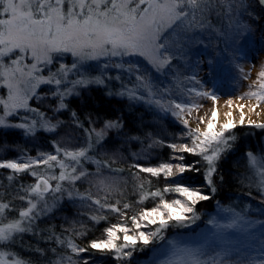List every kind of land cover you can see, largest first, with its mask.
Wrapping results in <instances>:
<instances>
[{
  "label": "snow or ice",
  "instance_id": "1",
  "mask_svg": "<svg viewBox=\"0 0 264 264\" xmlns=\"http://www.w3.org/2000/svg\"><path fill=\"white\" fill-rule=\"evenodd\" d=\"M264 6V0H258ZM223 0H0V81L8 89L7 98L0 99L3 106L0 115V129L15 128L22 130L25 137L35 138L40 133H57L61 122L52 123L46 114L39 108L29 107V100L36 96V89L41 84L54 85L49 94L58 101L55 111L59 112L67 108L65 99L68 96L78 95V89L89 84L105 83L101 76L87 77L79 72L80 67L89 60H99L101 57L112 60L126 57H140L157 73L170 68L177 55L183 56V41L190 40L189 33L210 27L207 23L208 16L214 12L218 4ZM245 0H227L224 14L231 17L234 13L245 10ZM232 28V25H229ZM237 29L243 33L245 26L237 25ZM171 33L175 39H168ZM225 40L232 39L230 33H220ZM71 54L73 63L69 68L60 63L59 68L53 72L49 69L48 75H37L44 67L53 65L58 57ZM30 60V63H24ZM212 62L209 61V64ZM109 65L105 64L107 68ZM112 67L124 69L123 63L113 62ZM78 77L69 79V73L73 72ZM126 71L133 73L135 82L132 87L123 86V90L115 93L118 96L127 95L129 99L147 100L164 112H171L173 116L181 120L188 132L185 135L189 143L168 144L167 147L174 152L181 153L171 159L178 161L173 164L170 161L162 162L154 167H145L140 163H134L131 168L137 171L133 178L137 180L135 191L139 195L137 203H143L149 197L159 198V203L152 208H141L136 214L128 216L125 210L132 205L120 201L109 203L108 197L112 191L119 190L115 177H107L99 180V184L107 191L103 198H96L91 193H74L68 191L69 197L78 196L81 200H90L97 206L96 212L90 219L95 223L106 220L103 210L119 214L125 218L124 223L110 224L104 228V238L89 240L84 246L77 244L73 238L61 239L56 237V243L70 250L71 255L59 254L55 248L52 252L57 258L51 264H97L95 256L111 257L116 264H126L133 257L137 245L147 247L156 240H163V232L170 225L186 226L199 219L196 206L203 201L212 199L206 194L204 186L212 194L216 192L214 175L217 172L218 161L223 154L229 151L235 140V135H225L235 127L232 119H227L217 129L213 123L218 112L215 102L218 99L215 92L209 90L188 89L194 92L195 97L208 98L213 101L210 109L211 115L205 120V116L197 117L199 123L190 127L184 113L192 114V110L203 107L194 98L191 102H177L175 99L158 97L150 76L139 71V65L129 64ZM243 72V69H240ZM247 79V75L244 77ZM119 79V77H117ZM195 79V77H192ZM200 83L199 80L196 81ZM111 94V93H110ZM255 98L257 104L252 106L255 111L260 102H264V70L257 73V79L249 85V91L237 99ZM231 108L232 101H226ZM243 109L244 105H239ZM24 109L34 114L29 119L22 117L23 122L10 123L8 117L17 114V110ZM259 115V113H256ZM74 120L76 113H72ZM207 115V113L205 114ZM226 117L232 113L226 112ZM245 123L243 111L240 115V124ZM200 124H206L201 129ZM250 126L264 129V122L248 120ZM75 127L83 129L84 140L80 146L70 149L63 146L61 140L52 139L53 153L38 152L36 156L26 159H0V169L11 170L7 176L9 182L18 174L27 173L35 178V182L21 185L15 199L26 202V207L18 209V218L7 219V214L12 210L11 201H0V246H7L15 242L17 235L25 232H33L35 222L41 215H46L51 210L45 193L51 192L53 200H58L56 193L65 191L61 182L74 183L81 178H86L89 173L83 169L84 161H90L100 167L109 168L115 161H101L90 155L96 152L106 142L111 131L119 132L123 127L120 117L105 120L102 127L90 126L85 128L76 120ZM135 139V137L133 138ZM162 141L154 140L149 148L162 144ZM183 153L199 156L201 159L191 164L185 163ZM247 164L253 176L256 178L258 188L264 204V155L246 152ZM204 162V185L195 186L186 183V172L199 173L198 164ZM43 166L41 168L40 166ZM59 168L58 175L52 174L54 168ZM113 171H122L114 169ZM140 173L150 174L151 177L163 176L168 181L163 189L150 190L151 181L141 177ZM223 177H221V180ZM56 181L53 187L50 183ZM149 187H145V185ZM176 193L182 199L167 200L166 193ZM248 209L246 208L245 211ZM264 215V208L259 209ZM191 214V215H188ZM127 220L131 221V229L126 226ZM247 227L260 225V236L264 237V220H249L242 214L234 216L230 223L219 227L233 228L239 222ZM215 225L214 219L208 221ZM146 225H158L154 230L145 232L140 229ZM83 231H76L75 236L87 234V225L81 224ZM66 231H68L66 229ZM131 232V234H129ZM122 234V236L120 235ZM52 239V237H49ZM171 245L172 242L169 241ZM43 255L42 249H36ZM205 252L200 248H178L172 245L166 258L157 260L154 264H264V239L261 240L258 255L237 252L235 259L229 252H216L205 258ZM78 259H74L73 257ZM0 264H25V261L15 253L0 251Z\"/></svg>",
  "mask_w": 264,
  "mask_h": 264
},
{
  "label": "trees",
  "instance_id": "2",
  "mask_svg": "<svg viewBox=\"0 0 264 264\" xmlns=\"http://www.w3.org/2000/svg\"><path fill=\"white\" fill-rule=\"evenodd\" d=\"M208 19L213 27L218 30L221 29L218 39L219 42H222L223 35L220 33H224L228 25L224 6L218 4ZM236 32L238 33L239 30ZM246 34L249 36L248 39L243 37L239 43L244 52L254 45L248 28ZM196 54L193 52L191 55V62L193 61L192 57L195 55V58ZM174 61L176 66L171 65L172 70L177 68L179 75L185 77V74L190 72L188 67L179 61L177 62V60ZM184 85L186 89L187 84ZM115 91L108 94L107 88L103 85L89 84L79 88L78 95L67 97L65 99L67 108L57 112L55 109L58 101L49 94L50 88L41 86L36 91V96L30 99L29 104L31 107L39 108L40 111L44 112L52 123L61 122V127L57 133H40L32 138L25 137L22 130L19 129H0V159H18L20 157H34L41 151L55 153L51 142L53 138L61 140L63 146L70 149L80 146L84 140V132L83 129L75 127L76 120L82 123L85 128L90 126L102 127L105 120L116 119L117 117L123 120L122 129L119 132L111 131L102 147L98 151L90 153L97 160L115 161L110 163V169L100 167L98 172L97 164L90 161L82 162L83 169L89 175L74 183L61 182L65 191L55 194L59 197L58 200H53L51 192L45 194L49 204L54 205L51 210L36 220L33 232L18 234L15 242L7 246H0V251L15 253L17 257L25 261V264H51V261L57 258V255L52 252L53 248L59 254L71 255L70 250L56 243V237L61 239L73 238L81 246H84L89 240L104 238V228L110 224L124 223L126 217L121 218L119 214L105 209L103 214L107 216V219L97 224L90 219L91 215L99 214L96 212L97 206L92 204V201L81 200L75 195L69 197L68 191L74 193L90 192L93 197L103 198L107 195V191L99 184V180L107 177H115L118 181L116 187L119 189L112 191L108 197V202L115 203L119 200L121 206L124 202L130 203L132 207L125 210L128 216L136 214L141 208H152L159 203V198L153 199L151 197L144 200L143 203H137L139 200V195L135 191L137 180L133 178V173L137 170L131 168V165L140 163L145 167H151L162 162L174 161L171 158L176 155V152L167 145L181 142L180 134L183 132V127L169 112H164L144 100L129 99L127 95L123 97L115 95L117 90ZM181 96L183 97L182 101H187L184 91ZM73 112L76 113L75 120L72 115ZM230 134L235 135L236 140L232 142V148L224 153L218 161L217 172L214 175L216 192L212 194L206 187L205 192L211 195L212 199L200 202L196 206V213L199 215L202 224L215 210L217 204H227L233 200H237L239 203L245 201L260 202L262 199L258 190L245 183L243 174L246 170L245 154L248 151L254 152L261 146L264 129L250 125H239L225 133L226 136ZM134 137L135 139H133ZM154 140L163 143L149 148L148 145ZM183 155L185 156V163L188 164L201 159L199 156L189 153H183ZM197 167L200 168L199 173L189 171L184 174L186 183L194 184L204 181V162L201 161ZM114 169H122V171H113ZM10 174H12L11 170L0 169V201H11L12 203V210L7 214V219L18 218V209L26 207V202L15 199L19 187L35 182V178L27 173L18 174L13 181L9 182L7 176ZM140 176L151 181L150 190L152 191L163 189L168 182L163 176L151 177L150 174L146 173H140ZM221 177H223L222 180ZM55 183L56 181H51L53 187ZM145 187L147 188L149 185L146 184ZM248 195L251 196V199ZM177 197L178 194L171 192L164 195L167 200ZM260 218H264V215H261ZM130 222L127 220L126 224H130ZM81 224L87 225V234L77 237L74 233L83 231L80 227ZM171 227L172 225L165 229L166 236L172 232ZM149 246L145 247L138 243L137 250L126 264H147L145 260L149 255L147 252ZM36 249H42L43 255ZM84 255L81 254L79 258L81 264ZM73 258L78 259L75 256ZM93 259L97 261V264H116V261L111 257H99L97 255ZM148 264H153V262L150 261Z\"/></svg>",
  "mask_w": 264,
  "mask_h": 264
},
{
  "label": "rangeland",
  "instance_id": "3",
  "mask_svg": "<svg viewBox=\"0 0 264 264\" xmlns=\"http://www.w3.org/2000/svg\"><path fill=\"white\" fill-rule=\"evenodd\" d=\"M245 4V10L236 12L231 17L225 15L228 25L224 33H230L232 39L225 40L223 36L222 42H219L218 37L221 29L218 30L213 27L208 18L207 23L210 24V27L189 33L192 38L182 42V51L184 55H177L174 59L188 67V71L190 72H188L187 75L185 74V77L179 75L176 70L177 68L172 70L171 67L161 73H157L140 57H126L123 58V60L119 58L108 60L107 58L101 57L99 60H89L85 62L80 67L79 72L89 78L101 76L105 81L102 85L107 88L108 94H112L116 92L115 90H117V92L122 91L124 85H127L129 88L132 87L135 82V76L125 69L129 64H137L139 65L140 72H144L150 76L154 88L158 92L157 98L162 96L164 99H175L177 102H181L183 98L181 95L184 91L188 102H191L190 98H194L197 103L203 105V107L198 110L193 109L191 115H187V113L182 114L184 118L188 120L190 127H195L199 123L197 119L199 116H205V120H207L208 116L211 115L210 109L213 107V101L208 98L195 97V93L188 92V89H210L215 92L218 97L215 102L218 115L213 123L216 125L217 129L219 125L224 123L227 119H232L235 126H239L241 125V111H243L244 118H246L251 112H258L260 114L264 109V102H260L259 107H257L255 111L252 110V106L257 104L255 98L245 97L244 99H237V97L249 91V85L257 79V73L264 70V16L258 0H245ZM221 5L225 8L227 6V0H223ZM230 24L232 25L231 29L229 28ZM219 25L221 26V24ZM237 25L245 26L246 29L248 28L251 32V38L254 41V45L245 52L241 49L239 43L241 38L244 37L248 39L249 36L246 34V31H243L242 34L240 31L237 33ZM167 38L175 39L171 33L168 34ZM193 52L197 54L195 58V55L192 57L193 61L191 62L190 57ZM174 60L172 61V65L175 63ZM209 61L212 63L209 64ZM113 62L123 63L124 69L112 67L111 65ZM24 63H30V60H25ZM60 63H64L70 68L73 63V57L71 54H64L58 57L53 65L44 67L37 75L47 76L49 69L55 72L59 68ZM105 64L109 66L105 68ZM240 69H243V72H241ZM74 72L75 70L69 73V79L78 78ZM245 75H247V79L244 78ZM117 77H119V79H117ZM192 77H195V79H192ZM188 80L190 81L188 82ZM197 80L200 81L199 84H197ZM184 84H187L186 89ZM41 86H46L50 89L54 88V85L41 84L36 91ZM7 92L8 89L4 87L2 81H0V99H6ZM228 100L232 101L231 108L226 104ZM144 101L147 102V100ZM239 105H244L243 109L238 107ZM29 107H31L30 104ZM2 108L3 106L0 105V115L3 114ZM229 111L232 115L231 117H226L224 114ZM169 113L183 127V132L180 134L181 142L177 145L181 143L190 144V140L185 135L189 129L184 126L180 119L173 116L171 112ZM206 113L207 115H205ZM24 116H28L29 119H31L34 117V114L26 112L24 109H19L16 115L8 117V121L10 123L23 122L21 118ZM255 121L264 122V116ZM243 125H249L248 120L245 119ZM200 127L203 129L206 127V124H200ZM253 153L264 155V136L261 146ZM180 154L181 153L176 152V155ZM26 158L27 157H20L18 159ZM172 163L175 164L178 163V161L174 160ZM245 167L246 170L243 174L245 183L258 190L256 187L257 180L249 169L247 158L245 160ZM41 168H43V166ZM58 173V167L52 170V174L58 175ZM192 185H204V181ZM205 189L206 185L204 186V190ZM248 197L251 199L250 195H248ZM177 198L182 199V197L179 196ZM246 208L248 209L247 211H245ZM261 208H264V204H261L259 201H245L244 203H239L237 200H233L227 204H217L215 210L209 214L204 224L201 223L200 219H196L192 223H187L186 226H172V232H170L169 236H166L164 230V239L156 240L155 244L151 243L148 247L147 252L149 255L145 262L148 264L151 261L154 264L155 261L166 258L170 253L172 245L181 249L200 248L205 252V258L209 255H215L216 252H229L232 254L233 259H235L237 252L258 255L261 240L264 239V237L260 236L259 224L247 227L243 221H241L233 228L219 227V225L230 223L232 218L237 214H242L249 220H264V218H260L262 214L259 209ZM212 219L215 220V225L208 223V221ZM126 226L131 229V222L130 224H126ZM157 226L158 225H146L140 230L149 232L154 230ZM129 234H131V232ZM169 241L172 242L171 245Z\"/></svg>",
  "mask_w": 264,
  "mask_h": 264
},
{
  "label": "bare ground",
  "instance_id": "4",
  "mask_svg": "<svg viewBox=\"0 0 264 264\" xmlns=\"http://www.w3.org/2000/svg\"><path fill=\"white\" fill-rule=\"evenodd\" d=\"M263 116H264V109L262 110V112L259 115H257L254 112H251L245 119L246 120H257Z\"/></svg>",
  "mask_w": 264,
  "mask_h": 264
},
{
  "label": "water",
  "instance_id": "5",
  "mask_svg": "<svg viewBox=\"0 0 264 264\" xmlns=\"http://www.w3.org/2000/svg\"><path fill=\"white\" fill-rule=\"evenodd\" d=\"M260 7H261L262 14H263V16H264V6H261V5H260ZM50 183H51V182H50ZM45 194H47V193H45Z\"/></svg>",
  "mask_w": 264,
  "mask_h": 264
}]
</instances>
